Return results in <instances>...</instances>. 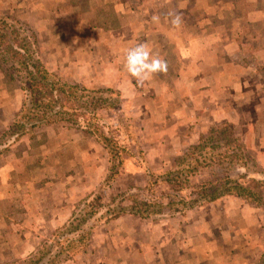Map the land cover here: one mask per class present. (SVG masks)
I'll return each mask as SVG.
<instances>
[{"label":"crops","instance_id":"0c3cea01","mask_svg":"<svg viewBox=\"0 0 264 264\" xmlns=\"http://www.w3.org/2000/svg\"><path fill=\"white\" fill-rule=\"evenodd\" d=\"M192 1L178 0L160 30L159 24L154 22L164 9L160 0H80L77 4L80 7V39L65 40L73 34L63 28L59 33L63 42L56 33H52L50 39L56 40L52 43L49 40V46L45 40L50 64L54 65L56 60L47 52L54 47L57 55L63 50L66 55L69 44L67 51L71 48L73 52L67 54L68 57L80 64V77L75 78L77 81L80 78V84L120 91L121 104L110 110L109 115L113 123L122 122L127 128L129 142L126 146L135 154L143 153L139 159H128L124 173L125 176H141L139 181L143 186L147 184L142 179L147 170L169 169L175 159L220 123L235 126L248 152L264 168V73L259 67L264 65L261 63L264 56L261 2L250 0L248 3L252 5L242 13L232 0H213L214 5L211 0H203V4ZM50 3L56 12L55 19L63 16L62 19L69 21L65 25L72 27L69 15L61 11L64 8L62 0H50ZM198 5L207 10L208 15L194 21L187 11L196 10ZM224 13L232 14L233 29L225 25L228 20ZM161 17L164 21L163 14ZM176 19L178 24L173 23ZM74 27H79L76 22ZM165 27L173 28L172 35L166 33ZM72 42L79 44L78 47H71ZM245 43L249 44V53L245 51ZM137 45H145L161 58L167 70L138 83L121 66L126 51ZM230 58L235 64L230 63ZM180 63H183L181 68ZM241 73L243 77L238 80L237 75ZM4 85L0 73L2 129L14 123L21 108L19 100L4 99L3 91H8ZM132 131L144 133L145 140L137 141ZM52 140L53 144L49 138L44 147H49L53 156H59L58 162L43 158L48 154L44 152L43 168L39 173L37 169V174L26 160L24 163L32 170L22 162L0 165V220H7L4 224L0 221L2 241L16 242H12L8 232L17 228L15 222L21 218L56 223L71 197H75L74 206L77 197L92 192L106 173L107 150L95 138L82 131L66 129ZM68 141L80 145L76 147L80 151L83 144L87 145L94 153L90 157L83 152L79 158L72 159L75 165L68 169L65 159ZM23 146L26 149V145ZM6 148L10 158L13 157L15 148ZM141 148L143 151L139 152ZM30 154L35 157V152ZM73 262L263 264L264 210L242 198L224 196L182 215L156 221L123 214L100 227L89 249L70 263Z\"/></svg>","mask_w":264,"mask_h":264},{"label":"trees","instance_id":"16d2710c","mask_svg":"<svg viewBox=\"0 0 264 264\" xmlns=\"http://www.w3.org/2000/svg\"><path fill=\"white\" fill-rule=\"evenodd\" d=\"M39 54L43 53L34 42L0 14V64L16 69L18 78L12 73L10 78L20 81L24 95L10 137L31 135L43 126L63 125L95 138L107 150L106 173L72 214L73 220L80 216V224L71 221L68 225L73 226L72 230L63 236L69 238L68 245L80 244L76 252L82 254L89 249L103 216L105 222L129 213L156 221L182 215L224 196L242 198L264 210V168L250 155L233 124L215 125L175 159L169 169L147 170L142 178L147 184L140 185L141 176L124 175L128 159L140 156L110 132L109 114L121 104L120 91L67 80L52 71ZM101 114L106 117L104 122ZM91 221L93 224L89 225ZM50 244H44L37 257L22 264H41L46 257L44 250ZM62 259L52 258V264Z\"/></svg>","mask_w":264,"mask_h":264},{"label":"rangeland","instance_id":"374dc122","mask_svg":"<svg viewBox=\"0 0 264 264\" xmlns=\"http://www.w3.org/2000/svg\"><path fill=\"white\" fill-rule=\"evenodd\" d=\"M160 1L164 4V9L162 10V12L161 11L159 12V18L157 21H154L151 18L150 20L157 22L159 24V29L161 30L162 26L166 24V20L169 18L170 10H173V5L178 0H160ZM207 1L208 0H205V2ZM232 1H234L233 3L237 7H239V10L242 13L244 12L243 10L247 11L248 7L252 5L248 3L250 2V0H232ZM192 2L193 3L196 2L197 4H203V0H193ZM211 2L213 4V0H211ZM260 2H261L260 5L262 6V10H263L264 0H260ZM61 4H63V7H64L63 10L61 11L65 14V16L69 15L68 19L71 21L72 27H70L69 25H65L69 21L65 20V18L62 19L63 16L55 19L56 12H54V9H53L54 7L52 3H50V0H0V14L2 16H5L8 21L10 20L11 22H13V24L16 27H18L19 32L23 34V36H27V38L29 37L30 42H34L35 46H37V48L40 49V52L43 53V54H39L40 55L39 57L41 58L42 61L48 64L49 68L52 71L59 73L60 75H62V77H64L67 80H71L73 82L80 84V81H79L80 78L78 81L75 79L76 76L80 77V64L78 63L79 64V71H78V66H77L78 64H77L76 59L68 57V55L72 54L73 52L71 48L69 51H67L69 44L66 48V52L68 54V55L66 54L67 56L64 53L65 50H63L62 54L57 55L56 52L58 51L55 50L54 47L51 50H49V52H47V53H50V56H53V58L56 60L54 61V65L48 62L47 58L49 55H46L45 53V47H46L45 40L48 46H49V40H50V43L56 40V39H50L52 33H56L59 40L63 42L59 35V33L61 32L63 28L65 32L73 34L72 37L66 36L64 38L65 40L72 39V41H75V38L80 39V7L77 5V4H80V0H62ZM255 5L257 4L255 3ZM162 14L164 15V21L162 20L163 17H161ZM187 14H189V16L194 21H198V20H203L208 15V12L203 7H201V5H198L196 10H193L192 12L187 11ZM224 15H225V19L228 20V25L227 24L225 25L227 26V28L230 27V29H233L235 26V23H234L235 20L231 19L233 17L232 14L229 13V16H228L227 14L224 13ZM260 18H261L260 22L262 24L264 22L263 13L262 14L260 13ZM74 22H76L79 27H74ZM153 29L156 30L155 27H153ZM261 29L264 30V23L262 24ZM165 30H166V33H168L169 35H172L173 28L165 27ZM75 45L78 47L79 44H75L73 42L70 44V46L74 48H75ZM213 45L214 44H212V47ZM247 45L249 44L245 43L243 46H245V51L249 53ZM262 51L264 52V50ZM231 52L232 51L230 50L229 57H231ZM51 53L53 54L51 55ZM262 57L263 58L261 59V63H264V56L262 55ZM122 60L123 59H121V61ZM229 60L231 64L234 63V61L231 60V58ZM116 61H118V59ZM174 61L175 63L177 62L176 55H175ZM121 63H122L121 66L125 67L124 62H121ZM179 66L181 68L183 66V63L182 64L180 63ZM259 67L261 68V73H264V65L261 64L259 65ZM3 68L5 70L7 69L6 73ZM0 73L3 74L4 83L6 84L4 85V89L8 90V91H3L4 99L6 98L17 99L20 102L19 103L20 107H22L24 95H23V90L21 89V86H20V81H18L17 79L10 78L11 73L14 74L15 77L17 76L16 69L11 67V65L9 64L6 66L0 64ZM242 77H243L242 73L237 75L238 80ZM260 77L262 79V76ZM263 87H264V82H263ZM101 117L104 122V120H106L105 115L101 114ZM11 127L12 125L6 128L4 127L3 129L0 127V159H1L0 165L1 166L4 164L10 165L12 162L13 164L20 165L25 162L24 160H26L28 163H30V167L34 169L35 174H37L36 173L37 169L39 173L40 170L43 168L42 156L44 152L47 151L48 154L46 155V157H43V158H45L46 160L52 163L58 162L57 159L59 158V156H55V155L53 156L52 153L48 151L49 147H44L45 144H48L49 138H51V144H53L52 138L54 136L57 137L60 131L70 129L63 125L43 126L33 131L31 135L26 134L25 136H22L20 138H15L13 135L10 137V132L13 133L12 131L13 129L10 130ZM111 129H112V131H110L111 134L114 135L121 144L128 145V142H129L128 141L129 136H127L128 130L124 126V124H122V122H119V121H116L115 123L112 122ZM7 130H8L7 135H3L4 131H7ZM70 130H77V129H70ZM77 132H80V131L77 130ZM133 133L136 134L134 135L137 141L142 142L145 140L144 133H139L135 131ZM71 140H74V139H71ZM23 145H26V149L23 148L24 147ZM10 146L11 148L12 147L15 148L13 151L15 155L11 158L9 156L10 151L7 152V148H6V147L9 148ZM130 146L133 147L132 144H130ZM76 147H80V145L77 146L74 142L71 143L70 141H68V145L66 146V151H67L66 156L64 155L66 162H67L68 169L71 167L73 168L75 165L72 159L76 157L79 158L80 154L82 155L83 152L86 151V155H89L90 157L92 156V153H94L92 152V150L89 149V147L87 148V145L85 146L83 144L81 146L82 147L81 151L79 148H76ZM31 151L33 153L35 152V154L33 155L35 156L34 158L30 157V155H32L30 154ZM138 151L142 152L143 150L141 148ZM101 153H104V152H101ZM72 154L74 156L73 158H72ZM75 154H77V156H75ZM69 155L70 157H68ZM138 155L143 157V153L138 154ZM81 161H84V158L81 159ZM85 161L89 162L88 159H85ZM61 164H62V160H61ZM24 165H26V163H24ZM26 166H27L26 168L29 167L28 165ZM32 168H30V170H32ZM79 170H78V173L80 174ZM85 176L86 175L83 174V177ZM77 193H78V190H77ZM87 193L84 194L81 198L80 196H78L74 206L72 205H73V202L75 201V197L72 196L71 201H69V203L65 205L63 208L64 210L63 215L60 217V219H58L59 221L57 220L56 223L52 220V223L50 224V222L47 219L41 220V223L37 221L30 222L29 220L27 219L23 220L22 218L19 219L18 222H15L17 224L16 225L17 228L13 227V232H8L10 236L13 238L12 242L16 241L15 243H8V240L2 241L1 240L2 236L0 234V240L2 241V243H0V264H22L25 260H29V258L35 257L37 255L38 250L42 248L44 244H48V243H51V244L48 249L46 248L44 250L46 252V257L43 262L41 261V264H52V258H57L58 260L63 258L62 261L58 264H67L68 262H69L68 264H74L75 262L73 263H70V262L74 261V259L76 258H80V252H76V250L80 248V244L68 245L69 243L67 242L69 238L66 240L65 238H63V236L72 230L73 226L68 225L71 223V221L72 223H76L74 225L80 224V216H79V219L73 220L72 214L74 210H78V207L80 205V200L84 198L87 195ZM68 210H71V211L67 213ZM104 218L105 216H103V218H101L98 222V224H100L99 225L100 227L106 226L108 223V222H105ZM0 221L3 224L7 222V220H4V219H1ZM27 221L32 224H28ZM91 224H93V221H91L89 225ZM61 228L63 230H61ZM59 229L61 230V232ZM4 232L5 230L2 233ZM67 236L68 235H66L65 237ZM3 237L10 238L8 235H4ZM14 238H17V239L14 240ZM15 244H17L16 248H12V250H10L9 247L15 246Z\"/></svg>","mask_w":264,"mask_h":264},{"label":"clouds","instance_id":"9594fccd","mask_svg":"<svg viewBox=\"0 0 264 264\" xmlns=\"http://www.w3.org/2000/svg\"><path fill=\"white\" fill-rule=\"evenodd\" d=\"M173 23L178 24L179 20L176 19ZM124 66L138 83L150 79L155 73L167 70L166 63L145 45L129 48L126 51Z\"/></svg>","mask_w":264,"mask_h":264}]
</instances>
